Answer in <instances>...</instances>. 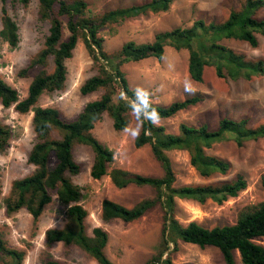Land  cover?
<instances>
[{"label": "trees", "instance_id": "1", "mask_svg": "<svg viewBox=\"0 0 264 264\" xmlns=\"http://www.w3.org/2000/svg\"><path fill=\"white\" fill-rule=\"evenodd\" d=\"M20 1L26 5L30 0ZM171 2L172 0H148L105 10L96 16L89 13L87 0H38L39 17L47 20L49 27L42 47L22 69V74L35 71L27 95L20 99L18 91L0 77V103L4 107L13 105L20 113L32 111V125L37 137L27 157L34 170L12 182L11 196L5 199V209L11 213L23 208L36 220L51 202V193L54 192L58 201L66 206L67 222L63 227L46 230L47 245L54 242L76 244L98 264H115L105 253L107 231L96 226L92 235L87 234V211L79 203L82 196L80 187L70 178V175L79 172L73 148L82 143L94 152L90 169L92 178L99 179L108 174L117 187L134 184L150 186L155 191L152 198H143L131 207L108 198L101 202L102 219L118 218L126 222L140 218L156 204L161 207L163 214L160 242L155 253L142 264H174L172 253L177 250L178 240L200 247H216L224 264H237L236 251L240 264H264V245L256 241L264 237V199L251 209L241 211L233 224L205 227L196 220L183 224L176 217V198L199 203L211 199L222 203L246 188L244 176L239 174L231 181L175 186V172L166 153L171 149L186 150L191 166L200 176L208 177L213 173L224 175L231 169V163L207 153L206 149L225 139H233L238 145H242L248 140L264 138V124L253 127L245 118L223 117L214 130L209 129L206 124L194 126L181 122L177 133L167 132L155 120L173 116L178 111L195 105L203 99V95L197 93L165 105L157 103L148 93L136 92L121 68L124 63L148 57L160 61L164 55V47L170 45L176 50H188L187 70L191 79L197 82L203 80L204 67L207 65L214 68L216 76H228L233 80L261 75L264 72L262 59H249L220 40L232 38L256 47V33L264 34V18L257 17V12L264 6V0H244L239 9L230 10L226 19L220 22H207L199 18L188 27L177 26L157 31L150 41L128 40L117 51L107 52L104 49L99 31L106 24L119 23L126 18L150 12L166 11ZM2 14L0 36L11 47H15L19 41L18 26L4 8ZM64 29L68 31L66 37ZM79 40L97 65V73L82 83L80 92L88 94L102 89L103 93L88 101L74 119L68 120L56 107L37 105V100L44 91L64 87L67 73L65 61L72 56ZM50 58L53 63L51 69L48 68ZM153 110L155 117L149 118V113ZM131 111L141 123L134 144L136 147L150 145L153 156L161 165V176L132 173L118 168L108 171L114 153L91 130L105 112L112 119L113 128L123 130ZM54 132L57 136L53 135ZM8 136L7 127L0 123V146L6 143ZM262 187L264 194V180ZM24 255V251L9 247L0 235V264H23ZM44 264L64 263L48 259Z\"/></svg>", "mask_w": 264, "mask_h": 264}, {"label": "rangeland", "instance_id": "2", "mask_svg": "<svg viewBox=\"0 0 264 264\" xmlns=\"http://www.w3.org/2000/svg\"><path fill=\"white\" fill-rule=\"evenodd\" d=\"M88 11L100 15L105 10L119 6L143 3L148 0H87ZM244 0H172L166 11L147 13L126 18L119 23H108L99 31L103 47L107 52L120 49L128 40L146 42L157 31L177 26L188 27L196 19L220 22L226 19L230 10L239 9ZM2 8L16 22L19 41L11 47L0 36V77L14 87L19 98L27 95L28 86L34 70L22 74L29 61L42 47L48 33L49 22L42 20L38 13V0H30L24 5L20 0H0V29ZM264 18V6L257 12ZM68 31L64 29V37ZM258 44L250 46L247 42L232 38L220 40L224 45L243 53L249 59L264 61V34L256 33ZM187 49L176 50L166 45L164 58L158 61L148 57L139 61H129L121 68L130 85L136 92L148 93L154 102L168 104L200 93L203 99L195 105L178 111L175 115L155 120L170 133H177L181 122L199 126L206 124L214 130L223 117L245 118L250 126L264 124V72L250 79L233 80L218 77L210 65L204 67L201 82L191 79L187 70ZM52 68V59L48 61ZM66 79L60 90L44 91L37 105L52 106L59 109L65 119L72 120L90 100L103 93L102 89L82 94L80 86L90 76L97 73V65L90 58L83 42L78 41L72 56L65 61ZM189 87L190 90H186ZM33 112L20 113L14 106L4 107L0 103V123L8 129V139L0 146V235L9 247L24 251L23 264H44L48 259H56L64 264H98L86 251L76 244L54 242L47 245L45 232L51 227H63L67 222L66 206L61 204L54 192L41 215L34 220L25 209L7 212L5 199L11 196V184L15 179L29 175L34 166L28 162V153L36 141L32 125ZM141 123L133 111L128 113V123L123 130H115L112 119L105 112L95 122L91 133L114 153L108 171L114 168L132 173L161 176L162 168L151 152L150 145L136 147L134 140L139 134ZM54 136L57 134L54 132ZM206 152L219 156L231 163L226 174L213 173L200 176L191 166L189 153L183 149L166 151L175 172V186L185 184H208L231 181L237 175L246 179L247 186L235 197H228L222 203L207 199L199 203L190 199L176 198V217L186 224L196 220L205 227L235 223L238 214L249 210L264 199L262 181L264 180V138L245 141L238 145L233 139L213 143ZM74 160L79 172L70 175L72 182L80 187L79 203L86 209V232L100 226L108 233L105 253L115 264H142L156 251L160 242L162 209L156 204L140 218L130 222L115 218L104 220L101 216V202L112 199L127 207L133 206L143 198H152L155 191L150 186L129 184L117 187L106 174L99 179L90 175L94 160L93 150L78 143L73 148ZM54 162V159L51 160ZM264 245V237L256 239ZM236 263L240 264L239 254L235 252ZM174 264H224L220 251L214 246L198 245L178 240L177 250L172 253Z\"/></svg>", "mask_w": 264, "mask_h": 264}, {"label": "clouds", "instance_id": "3", "mask_svg": "<svg viewBox=\"0 0 264 264\" xmlns=\"http://www.w3.org/2000/svg\"><path fill=\"white\" fill-rule=\"evenodd\" d=\"M186 90H190V88L186 87ZM153 117H155V111L154 110L152 113H149V118H153Z\"/></svg>", "mask_w": 264, "mask_h": 264}, {"label": "crops", "instance_id": "4", "mask_svg": "<svg viewBox=\"0 0 264 264\" xmlns=\"http://www.w3.org/2000/svg\"><path fill=\"white\" fill-rule=\"evenodd\" d=\"M165 52H166V46L164 47V54H165ZM150 58H152V57H150ZM163 58H164V55H163ZM163 58H162V59H163ZM132 83H133V82H132V80L130 79V83H129V84L131 85Z\"/></svg>", "mask_w": 264, "mask_h": 264}]
</instances>
